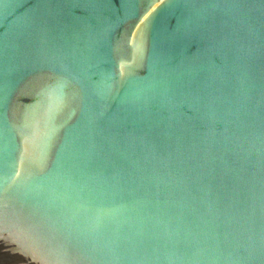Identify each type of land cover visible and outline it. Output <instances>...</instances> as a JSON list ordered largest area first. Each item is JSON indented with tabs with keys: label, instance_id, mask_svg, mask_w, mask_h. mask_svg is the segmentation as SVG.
Instances as JSON below:
<instances>
[{
	"label": "water",
	"instance_id": "1",
	"mask_svg": "<svg viewBox=\"0 0 264 264\" xmlns=\"http://www.w3.org/2000/svg\"><path fill=\"white\" fill-rule=\"evenodd\" d=\"M0 264H264V0H0Z\"/></svg>",
	"mask_w": 264,
	"mask_h": 264
}]
</instances>
